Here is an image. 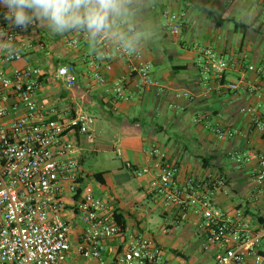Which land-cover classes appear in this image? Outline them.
Returning a JSON list of instances; mask_svg holds the SVG:
<instances>
[{"label":"crops","instance_id":"obj_1","mask_svg":"<svg viewBox=\"0 0 264 264\" xmlns=\"http://www.w3.org/2000/svg\"><path fill=\"white\" fill-rule=\"evenodd\" d=\"M168 8L188 13L178 36L171 33L166 20L161 21V15ZM253 14L255 26L249 27L244 18ZM125 19L129 21L131 31L125 28L122 41L111 35L98 40L94 54L88 49L86 36L76 33L53 35L37 26L30 27L19 39L20 43H29V49L21 59L6 63V53L0 51V71L8 76H12L16 69L27 67L43 71L42 86L35 95V101L42 107L44 119L68 120L79 112L96 118L97 122L89 134L77 133L71 138L78 149L76 157L83 175L81 190L85 189V182L101 186L102 194L97 193L96 197L107 199L108 205L121 214L127 224L124 236L109 243L110 253L105 256L110 258L113 251L132 239L142 237V223L150 219L144 217L139 209L146 202L151 211L150 204H154L155 210L163 209L161 214L164 218L178 220V210L167 207L163 197L151 188L155 175L154 159L150 155L153 147L164 151L170 162L180 167L179 185L190 177L200 178L220 171L229 181V192L218 194V205L230 215L242 209L251 219L255 232H259L264 228V201L254 202L252 199L256 192L254 175L257 162L240 165L231 156L249 150L264 152V133L243 112L247 107L262 105L260 114L264 121V73L248 72L239 62L240 53L247 52L249 63L264 67V48L261 45L264 40V0H135L132 14ZM158 21L176 37L174 46L180 51L177 49L175 54L162 55L159 50L147 49L146 35L156 31ZM118 46L129 48L132 56L117 54ZM208 49L232 59L224 82L241 83L243 90L237 94L217 93L216 80L203 78L196 62L201 51ZM166 58L172 63L170 66L165 64ZM189 59L190 63L175 64ZM141 62L152 66L154 84L150 87L142 85L139 76L133 72V67ZM62 66L75 69L76 85L72 89H68L58 77V69ZM96 74L105 77L106 84H100ZM119 82L125 85L129 100L115 99L113 89ZM253 86L258 88L257 95L249 92ZM16 103L17 99L13 98L9 121L27 112ZM197 117L209 118L212 123L220 122L236 132V136L224 144H214L205 132L218 137L205 126L196 125L194 119ZM118 150H121V155ZM91 158L97 159L96 166L89 165ZM128 163L136 168L149 167L152 172L137 176L134 170L127 168ZM62 197L66 207L62 216L72 226L71 239L75 251L84 230L76 214L80 197L67 184ZM258 218L262 220L259 222ZM188 223L196 226L205 241L198 220L194 217ZM73 255L78 261H83L76 252ZM212 255L211 264L215 251Z\"/></svg>","mask_w":264,"mask_h":264},{"label":"built area","instance_id":"obj_2","mask_svg":"<svg viewBox=\"0 0 264 264\" xmlns=\"http://www.w3.org/2000/svg\"><path fill=\"white\" fill-rule=\"evenodd\" d=\"M4 11L0 7V27L7 28ZM163 16L171 33L180 35L188 13L165 10ZM8 31L17 44L26 33L15 28ZM18 45L20 51L17 54H5L6 63L21 59L29 49L27 42ZM116 52L121 56H132V51L122 46H118ZM249 61V54L241 52L239 62L248 72L264 73V67ZM231 65L232 59L210 49L201 51L196 62V68L205 80H216L217 93L237 94L244 89L243 84L224 82ZM133 72L139 76L142 85L150 87L154 84L151 65L141 62L133 67ZM43 76L41 69L32 67L16 69L12 76L0 71V264H171L161 246L145 236L127 242L113 251L110 258L105 256L110 253L109 243L122 237L124 231L116 220V211L106 201L86 188L81 190L83 175L76 157L78 149L71 138L77 133L89 134L97 120L84 112L76 113L68 120L44 119L42 107L35 101ZM58 77L68 89L75 87L74 67H60ZM95 78L102 85L107 82L100 74ZM257 91L255 86L249 89L252 94L257 95ZM113 92L117 101L130 99L122 82L114 86ZM13 98L18 102L15 105H22L27 112L9 121ZM261 107L250 106L243 112L264 133ZM194 123L212 130L220 140L236 136V132L220 122L212 123L209 118L197 117ZM118 154L121 155V150ZM150 155L155 169L151 182L153 192L163 197L167 207L178 210L179 223L194 217L198 220L205 236V251H215L213 264H264V228L255 232L245 211L239 209L230 215L218 205V194L229 192V181L220 171L205 177H190L179 185L180 167L170 162L167 154L157 147L150 150ZM231 158L240 165L257 162L256 192L252 199L264 201V152L249 150ZM127 168L134 170L137 176L152 172L149 167L136 168L131 163ZM65 184L80 197L76 214L84 230L75 251L72 226L62 216L66 208L62 197ZM80 190L82 192L78 193ZM74 252L83 261H78Z\"/></svg>","mask_w":264,"mask_h":264},{"label":"clouds","instance_id":"obj_3","mask_svg":"<svg viewBox=\"0 0 264 264\" xmlns=\"http://www.w3.org/2000/svg\"><path fill=\"white\" fill-rule=\"evenodd\" d=\"M135 0H0L7 28L0 27V51L13 56L20 51L9 28L27 32L37 26L58 36L80 34L87 37L88 49L95 53V43L111 35L123 40L125 18L132 14ZM255 15H246L244 22L254 27ZM119 27V30L118 29Z\"/></svg>","mask_w":264,"mask_h":264},{"label":"rangeland","instance_id":"obj_4","mask_svg":"<svg viewBox=\"0 0 264 264\" xmlns=\"http://www.w3.org/2000/svg\"><path fill=\"white\" fill-rule=\"evenodd\" d=\"M166 10H174L168 8ZM174 11L178 12V9ZM162 23L165 22V18L161 15ZM156 31H150L147 33V49L151 48L153 51L159 50L161 54H175L176 50L180 51L179 47L174 46L175 38L168 29L163 28L162 24L158 21ZM164 35H167L165 37ZM264 39V37H263ZM261 45L264 48V40L261 41ZM193 48V47H192ZM168 56V55H167ZM193 58L192 55L189 56ZM190 60L176 61L175 64L184 65L190 63ZM166 65L170 66L172 63L166 58ZM135 127L142 128L141 125H135ZM189 127L194 128L193 124H189ZM205 135L210 138L214 144H224L226 140H219L213 134L205 132ZM110 158L114 159L113 154L109 155ZM89 165L96 166L97 159L91 158L88 161ZM89 182V180H88ZM84 187L96 194H102L100 190L101 186L94 183H86ZM102 197V196H100ZM99 198V197H98ZM102 199V198H100ZM103 201L107 199H102ZM107 202V201H106ZM152 211L148 208L147 202L145 203L144 209L141 207L139 210L147 216L150 220L142 223L143 232L141 236L152 238L155 240L163 249L165 257L170 261L171 264H211L213 251H205V241L196 229L194 224L183 222L179 223L174 217L164 218L161 214L162 208L156 209V205L150 204ZM138 217V216H137Z\"/></svg>","mask_w":264,"mask_h":264},{"label":"trees","instance_id":"obj_5","mask_svg":"<svg viewBox=\"0 0 264 264\" xmlns=\"http://www.w3.org/2000/svg\"><path fill=\"white\" fill-rule=\"evenodd\" d=\"M96 178H98L99 179V176H96ZM115 217H116V220H117V222L122 226V228H123V235L122 236H124V234H125V232H126V229H127V224L125 223V221L123 220V217H122V215L121 214H119L117 211H116V213H115Z\"/></svg>","mask_w":264,"mask_h":264}]
</instances>
